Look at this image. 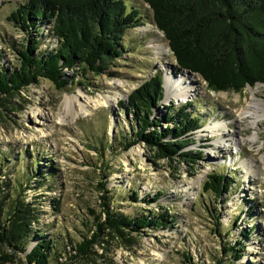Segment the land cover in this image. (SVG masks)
Here are the masks:
<instances>
[{
	"label": "rangeland",
	"instance_id": "1",
	"mask_svg": "<svg viewBox=\"0 0 264 264\" xmlns=\"http://www.w3.org/2000/svg\"><path fill=\"white\" fill-rule=\"evenodd\" d=\"M26 1L0 0V67L18 65V51L31 37L40 43L35 53L56 46L50 26L36 34L22 31L8 20ZM124 2L129 10H139L143 24L127 29L122 54L109 63L105 73L87 72L82 77L79 72L78 82L61 89L40 78L3 96L0 200L7 205L22 196L33 202L37 219L32 227L54 243L47 264H187L185 255L192 264H216L218 260L228 264L230 252L223 249L239 247L236 240L243 232L249 237L242 238L244 250L235 263L264 264V119L254 126L249 118L237 120L243 106L254 101L249 88H256L254 97L264 100V84L246 86L239 92L208 89L198 74L178 68L148 4L143 0ZM154 44L161 47L158 53L151 47ZM66 72L71 76L72 71ZM169 72L187 74L197 90L184 102L165 101L163 96L154 116L166 114L164 105L194 104L189 109L200 117V127L192 131L193 142L186 149L201 154L192 166L177 158L172 162L155 159L140 142L123 150L117 135L126 134L133 123L132 113L119 111V103L128 106L129 95L145 80L155 74H161L163 80ZM66 96L106 102L91 105L90 112L76 118L65 115L61 122L58 118ZM223 121L226 126L209 130L213 122ZM166 125L173 126L172 122L162 123V128ZM255 131L258 138L251 139ZM35 167L39 174L29 179ZM213 173L231 177L229 191L220 196L204 192ZM26 182L28 187H24ZM102 193L109 197L108 209L121 215L171 216L168 220L173 221L138 231L122 229L124 236L106 228L87 254L69 256L75 252L76 242L95 231L92 221L103 211ZM131 195L138 200L133 201ZM6 211L3 206L0 217L7 224L10 215ZM38 240L37 235L31 238L27 251ZM2 251L10 253L0 241V264H27L19 253L3 259Z\"/></svg>",
	"mask_w": 264,
	"mask_h": 264
},
{
	"label": "trees",
	"instance_id": "2",
	"mask_svg": "<svg viewBox=\"0 0 264 264\" xmlns=\"http://www.w3.org/2000/svg\"><path fill=\"white\" fill-rule=\"evenodd\" d=\"M143 1L151 9L153 22L167 40L178 68L198 74L208 89L239 92L247 84H264V0ZM8 20L22 31L36 34L48 25L57 42L55 47L35 53L40 43L36 37H31L18 51V65L9 69L0 67V101L5 94L18 91L40 78L61 89L70 82H78L79 72L82 77L87 72L105 73L109 63L121 56L127 29L143 24L139 10H129L124 0H27L8 16ZM66 71H72L71 76ZM163 92L162 76L155 74L131 92L128 106L123 101L119 103V111L133 115L130 130L126 134H117L121 139L120 146L126 150L140 142L153 152L155 159L172 162L177 158L192 166L201 153L186 147L193 142L190 136L200 127V117L189 109L194 106L192 102L179 108L164 105L166 114L155 117L154 109L163 99ZM168 122L173 126L162 128V123ZM34 162L36 165L37 161ZM37 174V167L31 169L29 179ZM27 183L24 187H28ZM206 185L204 192L220 196L229 191L232 179L223 173H213L208 176ZM102 189H105L104 183ZM131 197L133 201L138 200L134 195ZM101 198L103 211L92 221L95 231L90 237L84 236L76 242L75 252L69 256L79 258L87 254L91 244L98 242L100 233L106 228L124 236L122 229L138 231L173 221L168 220L171 216L130 218L108 209L109 197L104 193ZM32 204L22 196L14 197L7 205L0 200V211L7 206L6 215H10L7 224L4 223L6 218L0 217V241L10 252L2 251L3 259L19 253L27 264L49 263L53 239L47 240L39 229L32 227L37 219ZM241 234L244 238L249 237L245 232ZM36 235L38 242L27 251L29 241ZM242 238L236 240L239 247H224V253L230 252L231 256L228 264H236L242 256ZM185 263L192 264L186 255Z\"/></svg>",
	"mask_w": 264,
	"mask_h": 264
},
{
	"label": "bare ground",
	"instance_id": "3",
	"mask_svg": "<svg viewBox=\"0 0 264 264\" xmlns=\"http://www.w3.org/2000/svg\"><path fill=\"white\" fill-rule=\"evenodd\" d=\"M156 53L159 52V49L161 47L159 44H154L151 46ZM188 72V71H187ZM193 74V73H192ZM195 74H193L194 76ZM190 76H187L185 73H181L178 76H175L174 74H171L170 72L167 73L163 79V89L165 91L163 92L164 100H176L180 102H184L185 100L191 98L194 96V92H196L197 87L191 86V81L189 79ZM254 101L252 103L246 104V106H243V109L240 110V113H238L237 120L240 122L246 118L250 119V123L252 126L257 125L258 121L261 119H264V106L259 107L258 105H264V100L254 97L255 92L257 91L256 88H249ZM108 98V97H107ZM87 100L80 101L79 97L73 96L69 97L66 96L63 102V113L60 114L59 120L61 122L66 120L65 115H68L72 118H76L79 115H84L90 112L92 109L91 107H95L98 104L102 102H106L105 100L99 99H93V98H85ZM107 104V103H106ZM92 105V106H91ZM105 105V104H104ZM248 119V120H249ZM226 126L227 123L225 121L223 122H213L211 126H209V130H218V128L221 126ZM251 139L258 138V133L255 131L253 135L250 137ZM233 145H235L234 140L232 141Z\"/></svg>",
	"mask_w": 264,
	"mask_h": 264
},
{
	"label": "water",
	"instance_id": "4",
	"mask_svg": "<svg viewBox=\"0 0 264 264\" xmlns=\"http://www.w3.org/2000/svg\"><path fill=\"white\" fill-rule=\"evenodd\" d=\"M186 71H188V72H190V73H193V72H191V71H189V70H186ZM194 74H195V73H194ZM246 86H249V87H250V85H249V84H247ZM246 86H245V87H246Z\"/></svg>",
	"mask_w": 264,
	"mask_h": 264
}]
</instances>
